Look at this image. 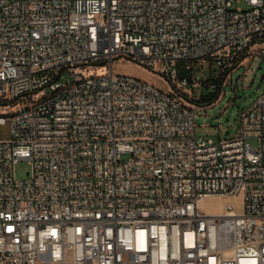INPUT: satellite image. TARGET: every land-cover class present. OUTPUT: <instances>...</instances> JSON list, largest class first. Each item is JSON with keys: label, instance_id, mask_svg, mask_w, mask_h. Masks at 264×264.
<instances>
[{"label": "built area", "instance_id": "1", "mask_svg": "<svg viewBox=\"0 0 264 264\" xmlns=\"http://www.w3.org/2000/svg\"><path fill=\"white\" fill-rule=\"evenodd\" d=\"M233 1L0 0V264H264V93L218 140L195 134L189 100L193 61L218 76L254 48L264 68V0Z\"/></svg>", "mask_w": 264, "mask_h": 264}, {"label": "rangeland", "instance_id": "2", "mask_svg": "<svg viewBox=\"0 0 264 264\" xmlns=\"http://www.w3.org/2000/svg\"><path fill=\"white\" fill-rule=\"evenodd\" d=\"M232 7L246 8V3L244 0H234ZM176 65L179 76L190 74V70L183 69V62L178 61ZM191 69L192 72L201 75L203 79H206L208 76L217 77V69L208 59L193 61ZM77 70L83 75H89L103 74L106 68L91 66L88 68H78ZM113 72L115 74L139 78L161 89L169 87L167 79L129 59L116 58L113 64ZM67 75V73H63L60 79H65ZM218 78L220 79V86L217 99L208 105L197 106L194 104L193 108L195 134L211 138L212 140L235 136L238 132L241 112L264 93V68L260 65L256 49H250L245 54L241 64L227 74H219ZM212 90L214 88L209 83L200 85L194 89L192 98H197L200 93H207ZM12 106L10 110H16L20 106V103ZM7 111L5 110L4 112ZM9 137V124L7 122L0 124V140H7ZM247 141L252 147L256 145L254 137H248ZM121 157L125 158L126 155H122ZM29 173L30 164L27 159H20L15 163L14 175L17 179H25L29 176ZM241 199V195L230 199L206 197L200 199L198 205L207 213L217 214L221 212L225 202L237 203Z\"/></svg>", "mask_w": 264, "mask_h": 264}, {"label": "trees", "instance_id": "3", "mask_svg": "<svg viewBox=\"0 0 264 264\" xmlns=\"http://www.w3.org/2000/svg\"><path fill=\"white\" fill-rule=\"evenodd\" d=\"M206 83L211 84L214 90L209 91L207 93H200V95L197 98L194 97L189 98V100L197 106L211 104L217 99L219 95L220 79L218 78V76L217 77L208 76L206 79H203V85H206Z\"/></svg>", "mask_w": 264, "mask_h": 264}, {"label": "bare ground", "instance_id": "4", "mask_svg": "<svg viewBox=\"0 0 264 264\" xmlns=\"http://www.w3.org/2000/svg\"><path fill=\"white\" fill-rule=\"evenodd\" d=\"M210 197H213V196H210ZM217 198V197H216ZM219 199H221V198H219ZM199 202V201H198Z\"/></svg>", "mask_w": 264, "mask_h": 264}]
</instances>
